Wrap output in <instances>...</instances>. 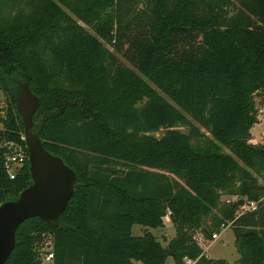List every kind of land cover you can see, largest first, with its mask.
<instances>
[{"label":"trees","instance_id":"16d2710c","mask_svg":"<svg viewBox=\"0 0 264 264\" xmlns=\"http://www.w3.org/2000/svg\"><path fill=\"white\" fill-rule=\"evenodd\" d=\"M22 83L41 100L34 130L78 179L59 219L20 225L5 264H41L49 239L55 264H231L197 240L229 223L235 264H264V141L252 138L264 0H0V137L29 151ZM7 151L2 203L33 182L29 159L9 176ZM167 215L176 234L163 245L149 228Z\"/></svg>","mask_w":264,"mask_h":264},{"label":"water","instance_id":"95a60500","mask_svg":"<svg viewBox=\"0 0 264 264\" xmlns=\"http://www.w3.org/2000/svg\"><path fill=\"white\" fill-rule=\"evenodd\" d=\"M263 94L257 92L258 96ZM40 102V97L29 84L20 85L17 111L24 124L33 182L21 191L17 199L0 205V264H5L14 251L17 231L22 223L33 217L48 222L59 219L75 194L76 171L62 157L46 149L40 133L34 130V118ZM167 253L170 255L169 250Z\"/></svg>","mask_w":264,"mask_h":264},{"label":"rangeland","instance_id":"374dc122","mask_svg":"<svg viewBox=\"0 0 264 264\" xmlns=\"http://www.w3.org/2000/svg\"><path fill=\"white\" fill-rule=\"evenodd\" d=\"M92 32H94L92 29H90ZM111 50L112 47H110ZM127 63V62H126ZM127 65L131 66L129 63ZM132 67V66H131ZM138 75L143 79V81L150 85L153 91L166 96L165 92L155 86L150 79L142 74L138 73ZM10 97L9 95L0 88V108L4 107L7 105L9 102ZM254 115L258 119L257 123L254 125L252 128V138L256 142H263L264 141V100L260 98V96L257 95L255 98V111ZM5 115L2 116V119L0 120V129L5 128ZM182 130H187L185 127H181ZM205 132L206 129L202 128ZM36 131V130H35ZM37 132V131H36ZM163 131L157 133V135L162 136ZM208 133V132H207ZM209 134V133H208ZM225 150H228L227 147H224ZM224 200L230 201V200H236L237 198L231 197L229 195H224L223 198ZM145 226L140 225V224H135L133 227V234L135 236L142 235L144 232ZM150 231H152L162 242L166 237H174L176 234V227L172 223L168 217H165V225L163 227H157V228H149ZM225 230L222 232L221 235H219V238L217 239H205L204 241V247L210 245L208 250V254L212 258H225L229 259L230 261H233L235 257L239 255L237 247L235 245V234L233 229L230 226V223L224 228ZM167 239V238H166ZM167 241V240H166ZM168 243L166 242V245ZM135 264H144L142 261L135 260ZM166 264H175L174 258L172 256H169L167 259Z\"/></svg>","mask_w":264,"mask_h":264},{"label":"built area","instance_id":"2783aa9c","mask_svg":"<svg viewBox=\"0 0 264 264\" xmlns=\"http://www.w3.org/2000/svg\"><path fill=\"white\" fill-rule=\"evenodd\" d=\"M22 138L25 140L24 136ZM0 146H5L8 148V151L5 153V169L9 174V176L13 179L16 177L18 170L29 159V151L26 149L24 144L20 142L4 141L1 137H0ZM257 203L258 201L248 200L244 203L242 209L254 210L257 207ZM1 204L2 202H0V205ZM225 227L226 226H224V228ZM220 233H214L213 240L219 238ZM197 240L199 241V243L204 245L205 239L202 235H199L197 237ZM54 260H55V254L53 251V241L49 239L44 247L41 264H55ZM185 264H194V261L191 259H186Z\"/></svg>","mask_w":264,"mask_h":264},{"label":"crops","instance_id":"0c3cea01","mask_svg":"<svg viewBox=\"0 0 264 264\" xmlns=\"http://www.w3.org/2000/svg\"><path fill=\"white\" fill-rule=\"evenodd\" d=\"M166 217H168V219H170V216H169V215H167ZM133 227H134V226H133ZM132 230H133V229H132ZM224 230H225V229H223L222 232H223ZM222 232L220 233V235L222 234ZM166 238H167V239H166ZM166 238L164 239L163 242L159 239V240L162 242L163 245H166V242L168 243V241H169L172 237H166ZM166 240H167V241H166ZM209 246H210V245L206 246V248L204 247L207 256H209V254H208V250H207V249L209 248ZM209 257H210V256H209ZM239 257H240V255H238L237 257H235L233 261H230L229 259H227V260H228L231 264H235L236 261L239 259ZM133 264H135V260L133 261Z\"/></svg>","mask_w":264,"mask_h":264}]
</instances>
